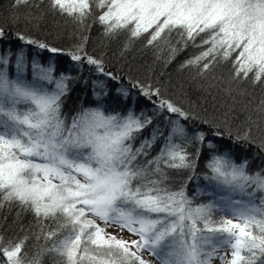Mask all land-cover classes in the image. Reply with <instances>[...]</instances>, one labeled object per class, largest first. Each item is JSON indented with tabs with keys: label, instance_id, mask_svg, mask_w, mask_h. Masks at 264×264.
<instances>
[{
	"label": "snow or ice",
	"instance_id": "snow-or-ice-1",
	"mask_svg": "<svg viewBox=\"0 0 264 264\" xmlns=\"http://www.w3.org/2000/svg\"><path fill=\"white\" fill-rule=\"evenodd\" d=\"M44 5L12 0L13 24L38 23ZM47 10L72 18L81 33L72 47L0 26V208L31 215L28 233L44 241L31 258L28 235L0 245L6 264H42L45 254L57 264H149L144 252L160 264H211L228 249L229 264H264V160L253 170L237 156L257 143V120L233 132L228 113L166 96L163 72L153 83L108 69L83 34L96 24L108 41L126 33L122 55L144 40L158 61L167 51L165 68L202 48L179 66L200 79L239 50L232 79L255 68L253 84L264 83V0H47ZM256 112L264 120V101Z\"/></svg>",
	"mask_w": 264,
	"mask_h": 264
},
{
	"label": "trees",
	"instance_id": "trees-1",
	"mask_svg": "<svg viewBox=\"0 0 264 264\" xmlns=\"http://www.w3.org/2000/svg\"><path fill=\"white\" fill-rule=\"evenodd\" d=\"M73 2L74 0H67L68 4ZM93 11L95 15L99 14V9L95 5H93ZM24 12L25 9L23 8L19 10L21 16H23ZM41 12L43 16L38 23L33 21L25 24L21 20L19 25H14L12 17L16 13L12 8V0H0V26L5 27L10 34L19 30L29 36L45 40L59 47L66 49L72 47L75 42L74 37H78L81 34L78 27L73 23L72 18L69 15H55L48 12L47 0H45V5ZM89 23H91V20ZM83 34L90 35L87 51L92 55L102 56L108 69L115 70L126 78L150 80L153 83L159 80L160 74L163 72L164 94L166 96L182 104L185 108H193L201 113L207 109V114L217 119H224V114L228 113V123L233 132L247 128V117L251 115L259 124V127L254 125L252 128V135L257 143L251 147L241 149L237 156H246L253 170L264 160V151H261L260 147H258L259 143L264 141V120H259L256 112L257 106L261 101H264V83L257 82L253 84L255 68L248 73L246 78L241 72L236 80L232 79L236 69L240 66L239 64L234 66L232 63L236 56L239 55V50L234 52L227 61L218 64L208 74L207 78L200 79L196 76L195 68L180 70L179 66L186 59L198 55L199 52L203 51L202 48L188 47L171 65L165 68L163 59L167 58V51L159 53L162 59L158 61L156 59L157 53L151 48L146 49L144 47V40L129 43L128 51L122 55V46L128 43L126 33L121 34L119 39L108 41L102 37L100 25L96 24L90 29V32L85 31ZM12 39L14 41V37ZM15 43L18 42L14 41L13 47ZM45 55L47 54L45 53ZM61 59L67 64L66 58ZM83 71L85 75H89L91 72L88 68L83 69ZM215 82H218L216 86L209 88V84ZM225 88H230V93L226 92ZM82 96L83 92L79 89L73 93V97L69 101L65 112L67 113L73 109L79 103L78 98ZM197 124L198 121L195 124H191L190 127H195ZM194 187L195 185H193ZM202 200L203 198L197 200V203ZM17 215L18 209L9 208L7 205L4 208H0V236L4 237L3 241H0V245L6 246L9 240L18 242L28 235L23 253H27L29 258L34 257L40 251L44 241L38 242L34 236L28 233V227L32 222L31 215L21 214L19 218H17ZM220 218V214H216L215 219L219 220ZM33 231H38V229L33 228ZM149 256L156 263H160L155 257L150 254ZM41 261L42 264H57V258L54 255L45 254L41 257ZM0 264H6L2 255H0Z\"/></svg>",
	"mask_w": 264,
	"mask_h": 264
},
{
	"label": "rangeland",
	"instance_id": "rangeland-1",
	"mask_svg": "<svg viewBox=\"0 0 264 264\" xmlns=\"http://www.w3.org/2000/svg\"><path fill=\"white\" fill-rule=\"evenodd\" d=\"M143 256L147 261H149V264H160L151 259L149 254L146 252L143 253ZM221 256L223 257V264H229L231 260V249L217 253L216 258L211 260V264H222V261L220 259Z\"/></svg>",
	"mask_w": 264,
	"mask_h": 264
}]
</instances>
